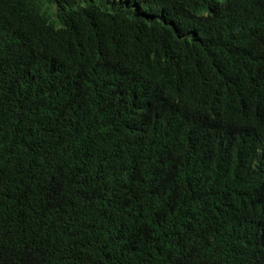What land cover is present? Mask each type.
<instances>
[{"label":"trees","instance_id":"obj_1","mask_svg":"<svg viewBox=\"0 0 264 264\" xmlns=\"http://www.w3.org/2000/svg\"><path fill=\"white\" fill-rule=\"evenodd\" d=\"M0 264H264V0H0Z\"/></svg>","mask_w":264,"mask_h":264},{"label":"clouds","instance_id":"obj_2","mask_svg":"<svg viewBox=\"0 0 264 264\" xmlns=\"http://www.w3.org/2000/svg\"><path fill=\"white\" fill-rule=\"evenodd\" d=\"M69 11H70L72 14H75V13L73 12L72 9H69ZM53 93H54V92H53ZM82 102H84V101H82ZM135 102H136V101H135ZM137 103H138V102H137ZM78 107H80V105H79ZM112 116H113V115H112ZM136 140H137V138H133V137H132V134H131V135H129V136L127 137V139H126V143L134 145V143L136 142ZM151 154H152V153H151Z\"/></svg>","mask_w":264,"mask_h":264}]
</instances>
